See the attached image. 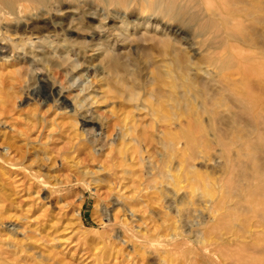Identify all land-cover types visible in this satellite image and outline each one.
<instances>
[{
    "label": "rangeland",
    "instance_id": "obj_1",
    "mask_svg": "<svg viewBox=\"0 0 264 264\" xmlns=\"http://www.w3.org/2000/svg\"><path fill=\"white\" fill-rule=\"evenodd\" d=\"M261 1L264 2V0ZM246 2L248 3V1ZM262 2H259L260 9L264 8ZM80 3L83 5L82 2ZM93 7H96L95 10H98L95 12L96 14L89 16L96 21L99 17V13L101 15L103 11H99V7L97 8L95 5ZM111 15V25L119 22L120 17L124 16L122 11H112ZM262 15H264V13ZM172 24L173 25H170L171 28L164 27L163 24H161L158 29L153 28L154 26H149L147 29L149 31L155 30L159 35L162 34L163 37H171L170 39L173 42L176 41L177 44L175 45L180 46L177 47V49L183 48L182 51L185 49V52L190 53L192 60L199 59L200 55L204 52L201 53L203 50L200 45H197L198 43L200 44L201 38L195 33L194 28L192 26L184 27L176 22H172ZM164 28H166L165 31ZM255 28L259 29L257 30V32H259L258 36L255 38L257 40V47L261 49L257 51L256 49H252V53L251 51H245V55L257 53V56H261L260 54H264V27L259 25ZM132 31L133 29L129 32L134 33ZM129 32L126 33V36L131 34ZM72 35L75 37V34ZM98 38L99 37L96 39ZM106 40L107 39H103L101 43ZM96 41L97 40H95V42ZM119 42L115 45L116 47L114 46L113 51L117 52L123 61H127V59L131 61L142 59L140 57L143 55L139 54V51H141L140 49L135 46H130L129 44L124 45L121 41ZM238 44H240V42H238ZM204 48L205 47H203V49ZM49 50L52 51L51 54L53 55L55 54L54 52H56V54L58 52L57 49L54 51L52 48H49ZM135 50H137L138 53ZM7 51L9 55L7 53H2L3 56L0 55V208L2 207L0 209V264H3V262L4 264H31V262L32 264L178 263V259L175 258H178L180 254L172 253L171 256L167 253L164 255V253H162V250L165 249L163 245L154 244L153 246V244L150 245L145 242L146 245L143 243V240L151 239L156 241L158 239L155 237L156 234L159 236L158 240H163L164 236L177 225L185 224L186 226H184V229L187 230L188 228L187 231H189L196 224V221L199 220L198 217H200V215L202 216V214L205 220H210L206 212L204 214L200 211V207L204 206V201L209 199L206 195L204 199H199V197H197L198 199L195 198L194 200H196V202L193 203V205H184L183 203L190 198V192L192 188L195 187V184L189 181L194 171L200 172L207 180L213 177L218 179V181L220 180L219 186H215L214 189L211 187V190H217L219 195L226 196V194H228V189L225 186L226 184L225 182L223 183L224 180L228 181L227 177L229 176H226V159L222 158L223 155L218 151V147L214 144L207 145L208 142H206V144L200 143L198 146L191 149L193 151H198L199 154L193 162L195 164L194 169L188 167L191 174V177H189L190 175L188 174V179H185L187 178L186 175L182 177L183 173L181 171H176L182 154L181 146L179 145L176 147V152L174 151L175 153L172 152L171 154L173 158H171V162L173 163H170V166H172V168L174 167L172 172L175 173V180L177 179L183 182H179L181 184H178L180 186L179 188V186H176L177 181H175V185L174 183L171 184L170 180H167V176L165 178L166 171L164 170L166 169L163 160H167L165 157L166 154H164L167 151H165L166 148L162 147L159 142L161 140L160 138H162L163 126L158 125L156 129L154 126L150 127L152 124L150 116L142 109L137 111L135 108L136 103H131L124 95L118 98V96L116 97L114 94H109L111 96L106 94L108 97H106L105 101L102 100L101 96L103 95V91L101 88L99 89L98 80L101 77L106 79L108 71L104 69L105 67L98 61V57L102 52L101 50H86V53L81 50L71 51V59L74 56L72 60L75 63L77 62L80 64L82 62V67L78 66L74 71H72L70 65L63 67H48L50 70L47 69L48 71L46 70V72L45 69L47 67L43 69V73L45 72L44 75L46 77L50 75V81L56 84L55 95H46L43 97L42 95L31 94V89H29L35 85L34 81H36V79L34 78H37L35 72L39 71L37 65H33L34 63L30 62V60H33V55H27V59H25V57L23 58L21 49L20 51H14L15 55H13V53L10 55V49ZM37 51H39V49H37ZM258 51H260V53ZM121 53L122 55L120 56ZM189 53L187 54L189 55ZM17 54H19V56ZM78 54L79 57L77 58ZM203 55H201V57ZM12 56L15 58H12ZM126 56H128L127 59H125ZM263 57L264 56L258 57L259 59H256V61H262L264 59ZM9 58L10 61H8ZM30 63L31 65H29ZM258 65L261 66L260 64ZM131 66L133 68H131ZM134 67V65L129 66L131 70H133ZM136 68L137 67H135V69ZM17 69L18 71H16ZM239 69V67H235V70L238 71H235L236 92H246L249 90L247 88L252 89L251 93L257 98V102L264 111V70L262 72L250 74L247 70L245 71L246 68L244 70L240 69V71ZM136 70L138 74L135 86H147L148 84L143 82L147 81L150 77L148 70L143 69V65ZM139 70L143 74L140 75ZM243 71L246 73L244 74ZM140 76L141 79L139 78ZM140 81H143V84ZM85 85H90L89 91H92V95L96 96L97 100L99 99V102L95 105L91 104L90 99L85 102H89L86 106L88 108H85L90 111L92 110L91 112L94 114L95 120L100 123H97L95 127L94 125L84 127L82 121H80L82 114H78L79 116L73 114L76 113L74 112L75 109L73 104L77 95L81 97L87 93L81 92ZM61 87L65 90L63 92L64 96L68 97L67 103H69V106L67 107L61 105L60 100L57 101L58 97L56 96V92H59ZM94 89H96V91ZM142 89L143 87L141 91ZM10 91L11 93L9 94ZM18 95L21 97L18 98ZM238 108L239 103L236 100L234 102V100L230 98L226 105L219 109L216 118V120L218 119L217 127L222 132H225L226 129L228 130L229 126L227 125H229V118L234 114L237 117H235V122L242 126L240 127L241 134L251 137L254 130L246 121L244 115L239 112ZM127 117L129 120L132 119L130 121L133 124L131 128L135 132H130L126 140H122L124 124H127V127L132 125L129 120H127ZM123 118L124 120H122ZM181 118L182 117L179 118L180 123H178V125L177 122L179 120H175L174 124L169 127L171 129H169L170 134L172 133V135L174 134L175 136L178 135L181 129L186 128L188 121L189 123L190 120L192 122V118L187 117L189 119L188 121L185 116ZM88 120L89 118H87V121ZM183 120L184 123H186L185 125L181 122ZM208 120L209 115L202 113L201 123L199 125L202 128H206ZM262 121L264 123V120ZM136 122H139L138 125H136ZM182 123L183 126L180 125ZM263 125L264 124L261 125V129L264 128ZM135 126L136 128L134 129L133 127ZM141 129L144 130L142 131ZM144 131L147 132L142 134ZM138 134H140V138L142 139H145V136H147V142L145 139L143 143V140L139 138ZM195 134L199 135V129L195 131ZM132 136L138 137L137 139L142 141L140 142L141 146H139L140 144L138 145L137 142H131L130 144V137ZM210 138L211 135L208 134L205 137L206 141L207 139L210 140ZM119 140H122V143ZM127 141H129V143ZM118 142L126 146H120L121 144ZM132 147H134V149ZM238 150L239 149L235 148L236 153L234 152L233 155L237 163L233 170V172L235 171L234 174L237 172L235 174V184L237 185L235 187L237 188H235V199L233 198L235 200V264H264V191H262V194L258 192L259 195H255L256 197L258 196L256 201L254 200L256 198L255 196L246 198L245 194L248 195L249 192L244 193L247 200L244 203L246 207H244L245 205L239 207V196L242 197L240 192L247 184L241 180V173L245 168L241 163L243 160L242 152ZM257 159L258 165L264 176V154H258ZM150 162L153 163L154 166L156 164L158 167L155 166L156 168L152 169V164H150ZM163 171L165 174H163ZM150 173L152 174L149 175ZM159 173H162L163 176ZM177 173L179 175H177ZM148 177L152 178V181ZM40 181H43V183H40ZM167 181H169V184ZM190 182L192 183L191 186ZM154 183H156L155 185L158 189L154 188ZM187 184L189 186H187ZM203 188L200 189H203L202 191H198V194L202 195L205 191V187ZM118 199L119 201H117ZM214 199L212 198V200ZM198 202L203 203L200 205ZM2 210L4 212H2ZM4 213L5 216H3ZM6 213H8L7 215L9 218L11 217L10 219L7 217ZM1 219L3 220V227L1 225ZM5 219L8 222H6ZM22 219L25 221L23 222ZM231 220H233V218H231ZM10 221L11 223H9ZM226 221L224 222L226 223ZM228 221L230 222V219H228ZM180 222L182 224H180ZM226 227L221 230L224 239L229 236L226 234ZM126 228L128 231H126ZM11 229L13 231L10 232ZM19 229H22L24 232ZM131 234L143 240L134 239ZM15 247L18 250H16ZM20 248H22V250ZM24 249L25 251H23ZM31 250L33 252H31ZM6 253L7 256L5 257ZM19 253L22 254L20 255ZM22 256H25L23 260ZM172 257H175V262L172 260ZM5 259L8 260V262ZM169 260L172 261L170 262Z\"/></svg>",
    "mask_w": 264,
    "mask_h": 264
},
{
    "label": "bare ground",
    "instance_id": "obj_2",
    "mask_svg": "<svg viewBox=\"0 0 264 264\" xmlns=\"http://www.w3.org/2000/svg\"><path fill=\"white\" fill-rule=\"evenodd\" d=\"M242 1L243 0H0V55L3 56L2 53H7L8 52L7 50L9 49L11 51V52L9 51L10 55L11 53L15 55L14 51H20L21 49L23 53L22 54L23 58L25 57V59H27L26 58L27 55L30 56L33 55V60L32 61L30 60V62L34 63L33 65H37L39 71L37 70L38 72H35V74L37 75V78H34L36 79V81H34L35 85H33L32 88H29L31 89L30 91L31 94L42 95V97L46 95H52V96L55 95L56 84L50 81L49 73H48L49 76L47 77L44 75L47 69L50 70L48 67H52V66L63 67L66 65L68 66L70 65L72 71H74L78 66L82 67V62L78 64L77 62L75 63L72 60L74 56L71 59V53H70L71 51L81 50L83 52L85 51L86 53V50H91V51L101 50L102 52L101 55L98 57L99 58L98 61L102 66L105 67L104 69L108 71L107 73L108 76L106 79L101 77L102 79L99 78L98 80L100 86L99 89L101 88V90L103 91V93L101 92L103 94L101 96L102 100L105 101L106 97L111 96L112 94H114L116 97L118 96V98L124 95L125 97H127L128 101H130L133 104L136 103L135 108L137 109V111L142 109L150 116L152 121L151 126L148 123L150 127L154 126V128L156 129V126L158 125L163 126L164 130L161 135L162 138H160L161 140L159 142L162 147L167 149V150L165 149V151L167 152L164 153L166 154L165 157L167 160H163L166 169L163 170L166 171L167 175L165 174L164 171L163 174H165V178L167 176V180H170L171 184L173 183L175 184V181H177V185L175 184L176 186H179L178 185L180 184L179 182L183 183L181 180L179 181L177 179L175 180V176H174L175 173L172 172L174 167L172 168V166H170V163H173L171 162V158H172L171 154L172 152L175 151L176 147L179 145L181 146L180 148L182 154L179 163L177 165L176 171H181L183 173V176L181 175L182 177H185L184 175H186L187 178L185 179H188V174L190 175L189 177H191L189 168L194 169L195 164L193 162L196 160L199 154L198 151H193L191 149L198 146L200 143L206 144V142H208L207 145L214 144L216 147H218V151H220V154L223 155L222 158L226 159V172H227L226 176L229 175L227 177L228 181L226 180L223 181L222 179L223 183L225 182L226 184L225 186L228 189V194H226L227 192L225 193L226 196L219 195V192L217 190L216 191L211 190V187L212 189H214L215 186L217 185L219 186L220 180L218 181V179L214 177L207 180L204 176L200 174V172L194 171L192 177L189 178V181L195 184V187L192 188L190 192V198H188L187 201H184L183 204L193 205V203L196 202V200H194L195 198L199 197V199L200 198L204 199L205 198L204 196L206 195V197H208L209 199L204 201L205 202L204 206L200 207V211L201 213L204 214L206 212L209 215L210 220H205L202 214V216L200 215V217H198L199 220L196 221V224L193 227L191 226L192 228L189 231H187L188 226L186 227L187 230L184 229L185 228L184 226H186L185 224L179 226L177 225L173 227V229H171V231H169L167 235L164 236L163 240H158L159 236H157V234L155 235V237L158 238L156 241L151 239L150 240L142 239L144 241L143 243L146 242L147 244L150 245L153 244V246L154 244L163 245L165 249L162 250V253H164V255L167 253H169L171 256L172 253L180 254L178 258L172 257V260H174V262L175 259H178V263L175 264H235V200L234 199H235V190H236L235 188H237L235 187L237 186L235 184V174L237 172L235 174H234L235 171L233 172L234 167L236 166L235 164H237L235 162V157L233 158L235 148L239 149L240 152H242L243 160L241 161V163L243 164L245 169L244 170L242 169L243 171L241 173V180L244 181L245 184H247L245 187H243V189L240 192L242 197L239 196L240 197L239 199L240 201H238L239 207H241V205L243 206L245 205L244 203L247 201L246 198L248 197L252 198L255 195H257L258 192L259 194L260 192L262 194V191H264V176L258 165V159H257L258 154L260 153L264 154V128L261 129V125L264 124L262 121L264 120L263 119L264 111L261 109L260 104L257 102V98H255L254 94L251 93L252 89L247 88L249 90H247L246 92H243L241 90H237L241 92H236L235 90L236 66L243 70L246 68L245 71L247 70V72H249L250 74L262 72L264 70V59L262 60L263 62L260 61L261 63L256 61V59H259L260 57L264 56V54L263 55L260 54L261 56H257V53L252 55L244 54L246 53L245 51H251L252 53V49L254 50L256 49V51L261 49L257 47V43H256L257 40L255 37L258 36L259 32H257V30L259 29L255 27L259 25L264 27V15H262L264 13L263 12L264 8L261 7L263 9L262 10L259 7L260 4L259 2H262L261 0H245L243 2ZM246 1H248V3ZM80 2H82L83 5H81ZM93 4L97 6V8L99 7V11L100 10L101 12L103 11V14L101 13L100 15L99 13V17L98 19H96V21L89 16L92 14H96L95 12L98 10V9L95 10L96 7L94 8ZM262 4H264V2H262ZM112 11L114 12L122 11L124 15L123 17H120L119 22L116 23L114 22L115 24L113 25L110 24L112 19V18L110 19V17L113 15V14L111 15ZM172 22L173 23L176 22L184 27L192 26L194 28L195 33L198 35V37L201 38L200 44L198 43L197 45L201 46L203 50L201 51V53L204 52L203 53L204 55L201 54L203 55L202 57L200 55L199 59L197 58V60L195 59L192 60L190 53L185 52L186 51L185 49L183 51H182L183 49L182 47H181L182 49L180 48L177 49V47L180 46H176L175 45L177 44L176 41L173 42L170 39L171 37L169 38V36L167 35L165 36H167L168 38L163 37L162 34L159 35L157 31L156 32L155 30L149 31L147 29L149 26H154L153 28L158 29L160 28L161 24H163L164 27L166 26L171 28L170 25H173ZM131 29H133L132 32L134 33L129 32ZM165 29L166 28H164V31ZM127 32L131 34H129V36H126ZM72 34H75V37H73ZM97 37L99 38L96 39ZM102 38L107 40L101 43L103 40ZM111 38L112 40L110 41ZM95 40H97L100 43H98L97 41L95 42ZM119 41H121V43L124 45L129 44L130 46H135L136 48L143 51L141 52L137 49L139 51V54L143 55V56L141 55L142 57L139 56L142 59L137 61L133 60L134 61L133 63V61L127 59L128 56H126L125 59H127V61H123L122 58L119 57V54L113 51L114 46L117 45ZM238 42H240V44H238ZM183 47L185 48L184 45ZM203 47L205 48L203 49ZM49 48H52V50L54 51H56L57 49L58 50L57 54L56 52H54L55 53L54 55L51 54L52 51L49 50ZM37 49H39V51H37ZM258 52L260 53V51ZM187 53H189L190 56ZM17 55L19 56V54ZM121 55L122 53L120 54V56ZM13 57L14 56H12V58ZM78 57L79 54L77 58ZM8 61H10V58ZM31 63L29 65H31ZM258 64H260L261 66H259ZM130 65H134L138 69L140 68L141 65H143V69L148 70L149 72L148 74H150L149 79L146 78L148 80L145 82L140 81L141 83L143 82L148 84L147 86L146 85L135 86V82L137 81L138 71L136 70L137 68L135 69V67H134L135 70L134 69L131 70V68L133 67L131 66V68H129ZM43 69H45L44 73H43ZM16 71H18V69ZM139 73L140 75L143 74L141 71ZM139 78L141 79V76ZM142 87L143 89L141 91ZM89 89H90V85H85V87L81 90V92H87V93L81 97L80 95H77L73 104L75 109L74 112H76L77 114L76 113L73 114H75L76 116L78 114L79 115L82 114V116L80 117V121H82V125L84 127L88 125H94L95 127L96 124L99 122L95 120L94 114L91 112L92 110L90 111L86 109L88 108L86 106L88 105L89 102L88 103L85 102L88 99H90L91 104L95 105L99 102L98 101L99 99L97 100L96 96L92 95V91L90 92ZM94 90L96 91V89ZM64 91L65 90H63V87H61V90L59 92H56V96L58 97L57 101L60 100V104L67 107L69 106V103H67L68 97L64 96L63 94ZM10 93L11 91L9 92V94ZM106 94H108V96ZM20 97L21 96H19L18 98ZM230 98H232L234 102L236 100L239 103V108H238L239 112L242 115H244L246 121L253 128L254 133L251 135V137L243 136L241 134L240 127L242 126H240L237 122H235L236 116L234 114H232L233 115L232 117L229 116L230 117L229 125H227L229 126L228 130L226 129L225 132H222L221 130L218 129L217 127L218 119L216 120V118L219 113V109L225 106L228 100H230ZM202 113L209 115V120L206 128H202L199 125L201 123ZM184 116L186 118L187 117L192 118V122L190 120L191 124L189 123L188 121L189 119L187 118L188 125L186 126L185 129H181V131L179 130L180 133L176 136L174 134L172 135V133L170 134L169 127L174 124L175 120H179L180 117L184 118ZM87 118H89L88 121ZM122 120H124V118ZM127 120H129L128 117ZM131 120L132 119H130L129 122ZM181 122L184 123V120ZM136 123H137L136 125H138L139 122ZM178 123H180V120L177 122V125ZM183 123L180 125L183 126ZM185 124L186 123H184V125ZM132 126L133 124L129 127H127V124H124V131L122 132V138H121L122 140H126L127 136L130 135V132L134 131L131 128ZM133 128L135 129L136 126ZM197 129H199V135L195 134V131ZM145 132L147 131H144V133L142 132V134H145ZM207 134L211 135V138L210 140L207 139L206 141L205 137ZM134 136L130 137V144L131 142H137V144L139 145L140 142L142 141L137 139L138 137H134ZM138 136L140 138V134H138ZM146 138L147 136H145V139ZM145 139H142L143 143ZM122 140L119 141L122 143ZM145 141L147 142V139ZM127 142L129 143V141ZM122 145L123 144H121L120 146ZM139 146H141V144ZM132 148L134 149V147ZM150 164H152L151 167L152 169L158 167L156 164L155 167L151 162ZM187 168L189 169V171ZM151 174L152 173H150L149 175ZM159 174L162 175V173ZM177 175L179 174L177 173ZM149 179H151L152 181V178ZM167 182L169 184V181ZM191 182H190V186L192 185ZM40 183H43V181L42 182L40 181ZM164 183H163V187H164ZM155 184L156 183H154L155 186L154 188H157ZM187 186L189 185L187 184ZM203 187H205V191L202 193V195L198 194V191ZM246 192L249 193L248 195L245 194L246 195L245 198L244 193ZM257 197L254 199L255 201L256 199H258ZM212 198L215 199L212 200ZM117 201H119V199ZM201 203L199 204L201 205ZM244 207H246V205ZM2 212L4 211L2 210ZM7 214L8 213H6V215ZM3 216H5V213ZM7 217L9 218L8 215ZM231 218H233L234 221L231 220ZM228 219H230V222L228 221ZM5 221L8 222L6 219ZM24 221L25 220H23V222ZM224 221H226V223L229 222L230 224L229 223L226 224ZM181 222L180 224H182ZM2 223L3 220L1 222V225L3 227ZM9 223H11V221ZM225 224L227 227L225 226ZM224 227H226L225 229L227 230L226 234L229 235L226 239H224L223 234L221 233V230H223L222 228ZM11 231L13 230L11 229L10 232ZM126 231H128L127 228ZM133 238L140 239L137 238L135 235H133ZM15 249L18 250L16 247ZM20 249L22 250V248ZM25 249L23 251H25ZM31 252L33 251L31 250ZM6 256L7 253L5 257ZM24 257L22 258V260L24 259ZM6 261L8 262V260Z\"/></svg>",
    "mask_w": 264,
    "mask_h": 264
}]
</instances>
